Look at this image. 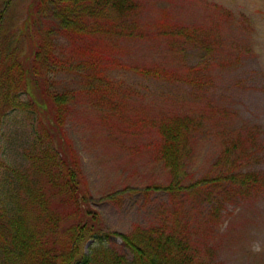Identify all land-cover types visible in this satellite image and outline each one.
I'll list each match as a JSON object with an SVG mask.
<instances>
[{
	"label": "rangeland",
	"instance_id": "rangeland-1",
	"mask_svg": "<svg viewBox=\"0 0 264 264\" xmlns=\"http://www.w3.org/2000/svg\"><path fill=\"white\" fill-rule=\"evenodd\" d=\"M134 1L128 18L111 15L98 25L101 35L81 36L54 19L34 22L31 0H0V64L24 62L39 46L51 47L57 60L41 90L32 83L51 103L55 124L35 113L16 64L7 72L13 88L0 102V190L15 169L52 207L71 193L66 183L74 175L79 217L92 211L104 233L163 227L187 237L193 264H264V185L229 189L216 217L211 210L222 199L190 190L225 155L235 161L229 167L264 172V0ZM45 88L68 95L66 110ZM10 104L19 106L9 111ZM173 116L193 123L189 156L174 174L157 154L158 127ZM37 136L51 145V177L38 172L46 165L35 154L40 145L31 152ZM64 158L73 164L61 179L54 175ZM170 184L179 188L165 192ZM61 201L57 236L64 241L74 207ZM115 236L109 243L126 254Z\"/></svg>",
	"mask_w": 264,
	"mask_h": 264
},
{
	"label": "trees",
	"instance_id": "trees-1",
	"mask_svg": "<svg viewBox=\"0 0 264 264\" xmlns=\"http://www.w3.org/2000/svg\"><path fill=\"white\" fill-rule=\"evenodd\" d=\"M28 8L38 12L34 17V22L37 18L41 22L54 19L63 28H67L63 32L70 31L74 34L79 33L81 36H93L102 34L103 30H97V27L106 23L109 16L115 15L120 19L128 18L126 16L135 8V1L31 0ZM88 26L92 27L88 28ZM50 48L39 46V49H34L26 55L24 62L11 58L6 59L4 64H0V102L5 103L4 101L10 99L13 85L8 82L7 72L13 71L12 64H16L17 77L24 84L23 93L30 98L32 103L34 102L35 113L40 118L52 119L55 124L51 103L41 102L43 91H37V99L32 86V83H35L40 89V85L44 84L49 74V65L57 63ZM46 92L48 98L59 105L60 111L66 110V105L69 106L67 94L52 93L48 89ZM10 105L12 106L9 111H15L19 106L18 104ZM39 124H41L43 134L44 124L41 121L38 126ZM192 124L191 119L173 116L158 127L160 135L158 159L172 174L181 168L189 156ZM58 131L62 132L60 125ZM40 136L34 137L31 152L34 153V147L37 144L40 145L38 153L35 154L43 158L46 165L38 172L51 177L48 171L51 145L43 147ZM57 146L62 145L57 141ZM29 159L34 168L38 166L37 156ZM217 160L210 172L190 186V190L193 189L198 195L205 192L208 196V191H210V195H216L217 198L222 199L220 202L215 200L221 208L211 210V217L220 214L223 209V199L229 189L245 190L255 184L264 185V172L250 174L248 170L238 165L229 167L235 161H231L227 155ZM72 164L73 160L70 158L61 159L57 165L59 169L54 176L62 179L65 173H69ZM11 173L12 180L2 177L3 189L0 190V264H193L195 249L190 247L186 236L177 234L172 229L167 230L162 227L147 230L135 227L131 233L126 235L104 233L103 227L97 222L92 211L86 210L84 215L79 217L81 208L77 202L76 193L78 191L80 194L81 189L78 182L76 184L72 181L74 175L66 183L67 189L72 190L71 193L68 195L67 192L65 199L62 197L54 199L55 204L51 207L49 198L39 195L33 180H26L27 176L22 177L15 169ZM177 188H179L178 184H170L162 189L165 192L174 193ZM85 196V193L81 195V202L85 201ZM59 199L63 200L66 205L74 207L73 214L70 215L68 212V215L72 217V223L64 241H60L57 236L60 216L65 213L56 206L57 203H62ZM30 211L33 215L29 214ZM112 235H116L115 237L121 240L126 254L119 253L109 243ZM88 239H90V244L84 252L82 246ZM11 247H14L15 251Z\"/></svg>",
	"mask_w": 264,
	"mask_h": 264
}]
</instances>
